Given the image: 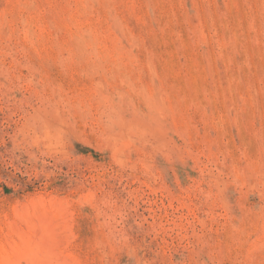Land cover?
<instances>
[{"label": "rangeland", "instance_id": "1", "mask_svg": "<svg viewBox=\"0 0 264 264\" xmlns=\"http://www.w3.org/2000/svg\"><path fill=\"white\" fill-rule=\"evenodd\" d=\"M0 264H264V0H0Z\"/></svg>", "mask_w": 264, "mask_h": 264}]
</instances>
